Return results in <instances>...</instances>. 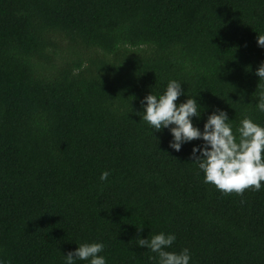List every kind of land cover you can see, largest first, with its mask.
<instances>
[{"label": "trees", "instance_id": "16d2710c", "mask_svg": "<svg viewBox=\"0 0 264 264\" xmlns=\"http://www.w3.org/2000/svg\"><path fill=\"white\" fill-rule=\"evenodd\" d=\"M257 36L264 0H0V259L102 243L107 264H157L136 239L164 233L190 264H264V186L205 184L202 142L175 152L137 115L176 80L194 127L218 109L264 127Z\"/></svg>", "mask_w": 264, "mask_h": 264}, {"label": "clouds", "instance_id": "9594fccd", "mask_svg": "<svg viewBox=\"0 0 264 264\" xmlns=\"http://www.w3.org/2000/svg\"><path fill=\"white\" fill-rule=\"evenodd\" d=\"M257 46L264 48V36H257ZM258 81H264V61L256 69ZM181 83L169 80L163 94L146 95L141 101L142 112L137 113L154 132L168 129L171 140L169 148L179 152L181 147L192 141L202 143L191 149L190 159L203 173V182L211 184L223 194H243L246 189L259 191L264 186V127L249 118L240 120L235 132L232 120L226 112L216 110L203 124V130L193 126V118H200V107L196 100L186 98L183 103H175L180 96H186ZM258 111L264 112V94L255 104ZM109 173L102 172L100 181H105ZM142 228V227H141ZM141 228H137L138 231ZM140 248L155 253L157 264H190L191 255L187 248L179 252L166 251L176 240L174 234L159 233L151 239L137 238ZM102 243H81L74 251L62 255L63 264H107L101 253ZM0 264L6 261L0 259Z\"/></svg>", "mask_w": 264, "mask_h": 264}]
</instances>
